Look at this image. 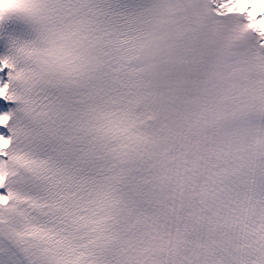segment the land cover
<instances>
[{
	"label": "snow or ice",
	"instance_id": "snow-or-ice-1",
	"mask_svg": "<svg viewBox=\"0 0 264 264\" xmlns=\"http://www.w3.org/2000/svg\"><path fill=\"white\" fill-rule=\"evenodd\" d=\"M0 264H264V0H0Z\"/></svg>",
	"mask_w": 264,
	"mask_h": 264
}]
</instances>
